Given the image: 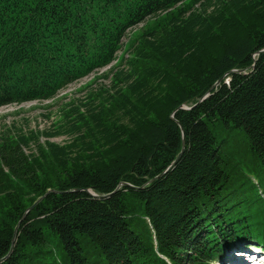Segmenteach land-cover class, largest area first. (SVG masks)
Returning <instances> with one entry per match:
<instances>
[{"label": "trees", "instance_id": "trees-1", "mask_svg": "<svg viewBox=\"0 0 264 264\" xmlns=\"http://www.w3.org/2000/svg\"><path fill=\"white\" fill-rule=\"evenodd\" d=\"M107 65L53 129L0 132V264L264 250V0H0V107Z\"/></svg>", "mask_w": 264, "mask_h": 264}, {"label": "rangeland", "instance_id": "rangeland-1", "mask_svg": "<svg viewBox=\"0 0 264 264\" xmlns=\"http://www.w3.org/2000/svg\"><path fill=\"white\" fill-rule=\"evenodd\" d=\"M123 50L124 48L118 52L120 56ZM116 63L118 61H115L111 66L114 67ZM111 66L107 65L101 70H96L88 77H82L79 81L69 84L64 90H60L52 100H32L28 103L24 102L18 105L10 104L0 107V132L9 128L12 129L13 133L17 132L19 128H22L26 133L32 130L53 129L58 123L63 121L64 113L73 104H81V102L87 100L90 90L98 89L100 85H110L111 80L104 77L108 70L112 68ZM46 139L41 138V142H45ZM49 139L57 144L68 143L72 136L63 133ZM26 151L27 153L30 152L27 149ZM255 248L256 244L254 242L240 243L235 249L228 250L226 261L229 264H264V251L261 252ZM255 260L257 262H254Z\"/></svg>", "mask_w": 264, "mask_h": 264}, {"label": "water", "instance_id": "water-1", "mask_svg": "<svg viewBox=\"0 0 264 264\" xmlns=\"http://www.w3.org/2000/svg\"><path fill=\"white\" fill-rule=\"evenodd\" d=\"M219 82H220V81H219ZM219 82H218V83H219ZM204 98H206V96H205ZM204 98H200V100H201V99L203 100ZM184 147H185V141H183V149H184ZM183 149H182V150H183ZM181 154H182V152L179 153L178 157L176 158V160H175L174 162L177 161V159L181 156ZM123 184H128V183H127V182H123L122 185H123ZM49 191H50V190H49ZM49 191H48V192H49ZM45 195H46V194H45ZM45 195H43V197H42V196L39 197V198L35 201V203H34L32 206H30L29 208L27 207V209H26L27 211H26V213L24 214V216H26V214H27L28 212H30L31 209H32V208H33V207H34V206H35L40 200H42V199L45 197ZM93 195H94V196H97L96 194H93ZM98 196H99V197H103V196H105V195H98ZM98 196H97V197H98ZM24 216H23V218H24ZM17 229H18V226H16V228H15V232L17 231ZM15 232H14V233H15Z\"/></svg>", "mask_w": 264, "mask_h": 264}, {"label": "clouds", "instance_id": "clouds-1", "mask_svg": "<svg viewBox=\"0 0 264 264\" xmlns=\"http://www.w3.org/2000/svg\"><path fill=\"white\" fill-rule=\"evenodd\" d=\"M24 103V102H23ZM8 105H10V104H8ZM14 105H16V104H14ZM4 107V106H3ZM221 263V262H220ZM223 263H226V261H224ZM222 264V263H221Z\"/></svg>", "mask_w": 264, "mask_h": 264}, {"label": "bare ground", "instance_id": "bare-ground-1", "mask_svg": "<svg viewBox=\"0 0 264 264\" xmlns=\"http://www.w3.org/2000/svg\"><path fill=\"white\" fill-rule=\"evenodd\" d=\"M239 255H240V254H239ZM242 255H243V254H242ZM262 260H263V258H262ZM254 262H257V261L255 260ZM254 262H253V263H254ZM226 264H227V263H226Z\"/></svg>", "mask_w": 264, "mask_h": 264}, {"label": "built area", "instance_id": "built-area-1", "mask_svg": "<svg viewBox=\"0 0 264 264\" xmlns=\"http://www.w3.org/2000/svg\"><path fill=\"white\" fill-rule=\"evenodd\" d=\"M125 42H126V40H125Z\"/></svg>", "mask_w": 264, "mask_h": 264}]
</instances>
